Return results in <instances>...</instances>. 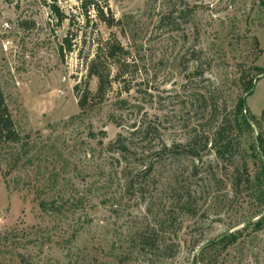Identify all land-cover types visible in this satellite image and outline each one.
<instances>
[{
  "label": "rangeland",
  "instance_id": "rangeland-1",
  "mask_svg": "<svg viewBox=\"0 0 264 264\" xmlns=\"http://www.w3.org/2000/svg\"><path fill=\"white\" fill-rule=\"evenodd\" d=\"M81 1L57 0L59 22L52 0H0V85L22 137L0 151V264H264V230L209 247L258 218L247 187L232 186L243 161L256 170L257 126L232 164L211 143L201 159L163 150L192 135L202 148L239 99L246 116L261 115L264 74L252 95L244 90L264 67V0H107L124 36L93 11L87 26ZM112 31L134 54L132 90L81 113L73 88L96 39ZM67 36L73 48L62 58ZM141 121L150 132L125 164L109 146ZM190 188L192 213L183 208ZM149 231L159 248L140 242Z\"/></svg>",
  "mask_w": 264,
  "mask_h": 264
},
{
  "label": "trees",
  "instance_id": "trees-1",
  "mask_svg": "<svg viewBox=\"0 0 264 264\" xmlns=\"http://www.w3.org/2000/svg\"><path fill=\"white\" fill-rule=\"evenodd\" d=\"M56 2L57 0H52L51 8L58 17L59 22H62L67 17L64 13L60 12ZM262 4L264 6V1ZM81 6L84 15L87 17V26L90 23V17L93 11L99 22L103 23L109 29L119 28L118 30L124 36L123 29L120 27L122 21L117 19L111 12L107 0H82ZM70 24L74 25V19L70 21ZM68 34L71 35V32H68ZM76 37L77 33H75V38ZM254 40L255 44L259 45V41L256 37ZM72 46L70 36L65 37L63 39V44L59 46V53L62 58H65L66 49L72 51ZM134 59V54L131 49L118 38L115 32L112 31L107 38L98 37L96 39L93 56L89 60H86L87 77L84 81L77 82L73 88L80 112L86 113L92 110L95 103H103L111 98L112 95L120 98L121 94L129 93L133 87V74L138 71ZM252 71L254 76H248L246 80L247 83L244 90L246 95L253 94V80L257 79L258 75L264 74V67L256 65L253 67ZM92 78H95L97 81L95 91H92L90 88V81ZM121 102L126 103V101ZM244 111V101L239 99L230 117L223 119L221 123L217 125L212 133V137L206 136L204 146L200 149L195 145L196 137L193 135L185 143L174 144L171 147L165 146L163 149L171 153L185 154L194 159H201V152H203L204 148H207L208 143H211V149L216 157L222 161H229V164H232L241 150L240 140L243 135L246 132H254V125L259 129L256 139L250 147L252 150L250 154L255 159V172L252 174L248 168L247 162L243 161L244 174H239V171H237L236 174H233L232 180L233 192L235 194L239 193L240 187L245 185L247 187V192H250V196H253L257 201L255 216L258 218L254 221L253 219L248 221L243 227V230L237 229L233 232L224 234L216 243L210 245V248L219 245H223L226 248L232 245L242 236L244 229L251 228L252 231L255 232L264 230V133L261 128L262 121L264 120V109L259 117L255 114L246 116ZM114 122L117 126H122V123ZM150 128L151 126L145 121H141L139 125L134 123L131 129H129V135H124L122 133L118 134L117 139L110 144L109 149L119 156V161L123 160L125 164H128L129 159L132 157V153L136 150L134 140L138 135L146 136L150 132ZM21 141V134L16 128L13 115L0 85V151L8 144H17ZM193 167L194 174L198 175V166L194 164ZM153 168V166L146 167L144 173L152 172ZM192 198L193 191L190 188L187 191L186 201L183 206L188 213H192L195 210L191 201ZM50 206H52L53 209L58 208L57 210H60V206L56 205V202L47 203L46 201H41V207L44 210H48ZM89 223L90 219L87 215V224ZM78 236V230L74 231L68 242L77 240ZM154 237L155 236L149 231L146 234H142L140 242L149 248H159L160 241ZM1 238L0 236V242ZM205 249L202 251L204 252ZM195 264H197V260Z\"/></svg>",
  "mask_w": 264,
  "mask_h": 264
},
{
  "label": "built area",
  "instance_id": "built-area-1",
  "mask_svg": "<svg viewBox=\"0 0 264 264\" xmlns=\"http://www.w3.org/2000/svg\"><path fill=\"white\" fill-rule=\"evenodd\" d=\"M4 27H7V28L9 27L8 22H5V23H4Z\"/></svg>",
  "mask_w": 264,
  "mask_h": 264
}]
</instances>
